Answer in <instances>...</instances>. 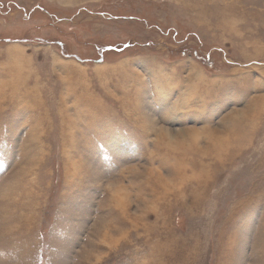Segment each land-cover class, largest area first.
<instances>
[{
    "label": "rangeland",
    "instance_id": "1",
    "mask_svg": "<svg viewBox=\"0 0 264 264\" xmlns=\"http://www.w3.org/2000/svg\"><path fill=\"white\" fill-rule=\"evenodd\" d=\"M0 264H264V0H0Z\"/></svg>",
    "mask_w": 264,
    "mask_h": 264
},
{
    "label": "clouds",
    "instance_id": "2",
    "mask_svg": "<svg viewBox=\"0 0 264 264\" xmlns=\"http://www.w3.org/2000/svg\"><path fill=\"white\" fill-rule=\"evenodd\" d=\"M100 186L114 199L130 195V192L127 191V186L120 177L104 178Z\"/></svg>",
    "mask_w": 264,
    "mask_h": 264
}]
</instances>
